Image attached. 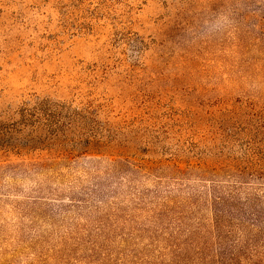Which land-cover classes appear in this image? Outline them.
<instances>
[{"label": "rangeland", "instance_id": "obj_1", "mask_svg": "<svg viewBox=\"0 0 264 264\" xmlns=\"http://www.w3.org/2000/svg\"><path fill=\"white\" fill-rule=\"evenodd\" d=\"M263 224L264 0H0V264L255 261Z\"/></svg>", "mask_w": 264, "mask_h": 264}, {"label": "trees", "instance_id": "obj_2", "mask_svg": "<svg viewBox=\"0 0 264 264\" xmlns=\"http://www.w3.org/2000/svg\"><path fill=\"white\" fill-rule=\"evenodd\" d=\"M216 203H217L216 196H215V194H213L211 196V198H210V205H211V211H212V221L210 222V228H209V225H208L206 230H207V233H209V234L218 233V236L220 237V233H219V230H220V219H219V216H218ZM252 214L255 217V218H253L252 221L256 222V218L257 217L260 219V215H259L258 212H255V213H252ZM263 227H264V224H263ZM261 234L263 236L264 231H262ZM257 237L253 236L251 238H247V240L248 241H252L253 240V241L256 242ZM261 241L264 242V238H261ZM238 257H239L238 254H234V256L228 257V260L225 263L226 264H264V259L262 261H260L261 258L264 257L262 255H260L259 258H257L255 261L252 258H251V261H250L249 258H244L243 260L239 261Z\"/></svg>", "mask_w": 264, "mask_h": 264}]
</instances>
